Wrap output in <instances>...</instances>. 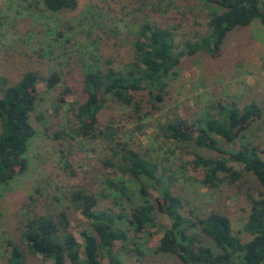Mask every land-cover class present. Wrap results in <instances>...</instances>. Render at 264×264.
Wrapping results in <instances>:
<instances>
[{
	"label": "rangeland",
	"instance_id": "rangeland-1",
	"mask_svg": "<svg viewBox=\"0 0 264 264\" xmlns=\"http://www.w3.org/2000/svg\"><path fill=\"white\" fill-rule=\"evenodd\" d=\"M212 10L207 0H79L77 9L60 12L47 10L44 0H0V79L11 86L29 72L38 78L36 108L31 115L36 135L26 153L27 169L0 187V264H8L13 244L24 250L26 264L44 263L41 256L31 255L21 240L28 218L36 213L56 217L67 211L71 230L82 245V232L90 222L72 206L71 195L77 190L91 191L98 198V209H113L116 213L128 214L141 203L135 183L105 166L104 161L111 155L107 140L73 135L77 125L74 105L85 99L84 74L92 68L104 69L107 59L116 69H122L132 60V44L144 23L170 29L178 51H182L187 43L209 33ZM54 73L61 80L49 88L48 80ZM68 90L70 94L63 96ZM61 96L66 102L59 108ZM147 98V92L138 95V100ZM252 102L262 108V119L256 120L245 138L234 144L216 137L225 150L251 143L264 153V25L259 20L231 31L216 54L204 50L184 56L168 79L164 100L154 114L140 119L136 110L109 101L99 113L98 129L112 126L119 141L156 162L159 176L165 173L173 180L171 190L183 201L186 214L205 217L212 211L222 213L229 217L234 234L247 242L252 239L244 231L251 210L247 196L260 198L264 187L243 172L232 184L206 188L201 182L204 169L194 165L195 156H223L192 144L169 141L161 127L176 117L198 127L212 106L221 103L243 109ZM1 130L0 120V134ZM60 134L62 137L56 139ZM230 165L241 170L235 163ZM108 178L118 184L121 180L128 182L132 200L116 199ZM150 193L156 202L159 193L153 189ZM155 220L158 226H171L163 213L157 212ZM160 229L138 235L140 254L133 252L137 248L134 245L116 243L115 251L123 264H180L174 254L155 252L164 237ZM102 264H108V260L103 259Z\"/></svg>",
	"mask_w": 264,
	"mask_h": 264
},
{
	"label": "trees",
	"instance_id": "trees-1",
	"mask_svg": "<svg viewBox=\"0 0 264 264\" xmlns=\"http://www.w3.org/2000/svg\"><path fill=\"white\" fill-rule=\"evenodd\" d=\"M207 3L213 8L208 21L209 33L199 41L187 43L184 50L178 51L170 29L144 23L139 26L132 44V60L123 64L122 69H116L113 61L107 59L104 69L92 68L84 74L82 92L85 99L74 105L77 125L73 135L87 140L104 137L111 153L104 161L105 166L113 168L116 174L128 176L129 182L135 183L141 203L133 206L128 214L116 213L113 209H98V198L91 191H75L70 199L72 206L81 210L90 222L89 228L82 232V245L71 230L67 211L56 217L36 213L28 218L21 240L31 255L44 259L42 264H47L46 261L50 264H102L103 259L108 260V264H123L115 251V244L134 245L137 248L133 252L140 254L138 235L153 228L164 231L155 252L174 254L180 264H264V194L261 193L260 198L251 194L247 196L251 210L244 231L252 239L244 242L234 234L229 217L222 213L212 211L205 217L186 214L183 201L171 190L173 180L167 179L165 173L159 176L156 162L119 141L112 126L98 129L99 113L109 101L136 110L135 115L140 119L149 117L163 102L168 79L176 73L184 56H193L204 50L216 54L226 36L237 27H247L255 20L264 25V0H207ZM78 4L79 0H44L45 7L51 12L75 10ZM60 80V76L54 73L48 80V87H56ZM37 82V75L32 72L11 86L0 79V187L27 169L26 153L36 135L31 115L36 108ZM68 92L63 96L69 95ZM144 92L148 93V98L138 100V95ZM63 96L59 99V108L66 102ZM212 108L198 127L176 117L165 123L161 131L169 141L192 144L223 156H195L194 165L204 169L201 182L206 188L217 189L225 183L232 184L242 177L243 172L254 176L264 187V153L260 148L242 143L240 149L228 151L217 139L227 144L244 139L248 128L262 119V108L256 102L243 109L221 103ZM62 134L55 138L60 139ZM224 156L228 158L224 159ZM230 163L239 165L241 170L236 171ZM127 183L107 180L116 199L122 201L132 200L129 195L132 189ZM150 189L159 193L156 202ZM157 212L168 216L170 227L158 226ZM11 246L8 264H26L21 246Z\"/></svg>",
	"mask_w": 264,
	"mask_h": 264
}]
</instances>
